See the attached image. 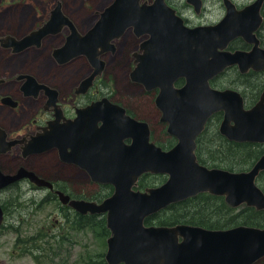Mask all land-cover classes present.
<instances>
[{
  "label": "water",
  "instance_id": "water-1",
  "mask_svg": "<svg viewBox=\"0 0 264 264\" xmlns=\"http://www.w3.org/2000/svg\"><path fill=\"white\" fill-rule=\"evenodd\" d=\"M188 1L196 6L201 4V0ZM224 2L228 12L220 23L191 29L184 26L182 18L166 0L152 3L114 0L99 12L100 18L86 34L78 31L58 2L50 19L38 29L21 38L12 34L0 37L2 47L19 53L40 47L47 36L69 28L66 42L54 49L53 55L62 64L86 56L94 67L92 74L83 80L89 86L105 69L101 56L115 50L114 40L132 27L138 36L150 35L142 42L143 53H135L137 65L131 77L147 89L160 88L156 101L162 111V121L168 123V132L178 138V143L170 150L152 144L149 124L132 119L120 108L123 119L118 132L121 135H114L116 127L107 117L106 128L103 126L100 131L106 138L118 137L122 141L132 138V144L107 150L106 169H89L95 181L114 186L113 194L98 203L72 199L57 191L62 204L81 215H106L111 232L105 255L108 264H255L264 257V227L239 225L213 230L183 223L172 226L145 223L149 216L170 205L205 192L224 196L232 207L248 204L264 209V191L256 182L264 171V155L249 170L230 171L200 164L195 152L196 138L205 129L209 117L220 110L225 111L221 125L225 137L264 142V94L255 107L247 110L238 91H220L210 86V80L231 65L238 64L243 73L251 68L264 69V49L255 34L262 23L260 9L264 0H257L243 10H237L230 0ZM238 36L253 43L252 50H225L229 41ZM25 77L22 89L27 96H38L45 89L51 96L50 104L58 102V90L38 83L32 75H20L18 79ZM181 77L186 78V84L176 88L174 82ZM3 81L0 78V83ZM2 102L17 105L11 97L3 98ZM67 124L58 127L57 121L49 122L42 132L23 145V155L60 148L66 158L72 146L69 126L72 123ZM7 138V131L0 127V154L24 141ZM148 172L166 174L168 179L160 186L136 190L139 178ZM26 178L40 188L54 189L51 181L26 167L19 168L15 174L4 173L0 167V191ZM4 217L0 202V227Z\"/></svg>",
  "mask_w": 264,
  "mask_h": 264
},
{
  "label": "rangeland",
  "instance_id": "rangeland-1",
  "mask_svg": "<svg viewBox=\"0 0 264 264\" xmlns=\"http://www.w3.org/2000/svg\"><path fill=\"white\" fill-rule=\"evenodd\" d=\"M58 1L62 2L63 11L74 21L80 32L85 33L98 20L99 12L114 0H0V34L21 36L37 29L49 19L51 10ZM178 1L195 22L206 20L215 23L224 14L222 0H205L207 10L203 17H194L185 1ZM239 1L243 4L250 0ZM68 34L69 29L66 28L58 35L48 38L43 49H32L18 55L0 48V77L7 80L0 86V125L11 134L19 131L23 134L24 131L34 130L35 124L41 123L44 111L42 99L24 97L19 90L18 81L15 80L17 75L32 73L37 78L57 86L63 97H70L74 84L92 72L86 57L77 58L65 65V68L55 62L52 50L62 45ZM116 43L119 51L116 56L107 55L105 58L108 69L100 80L106 82V92L117 93L128 102H150L153 96L146 94L140 85L132 83L129 77V56L137 47L136 37L129 31ZM227 79V77L221 79L224 84H221L220 80L216 81L217 86H228ZM229 79H232V84L240 87L242 91L252 93L260 88L264 75L241 79L231 72ZM3 93L20 100V107L12 109L4 105L1 101ZM152 123L156 127L158 119H152ZM163 129L164 126L160 123L159 132L156 134L161 135ZM215 130L216 128L211 125L210 134L213 135ZM208 137L215 142L203 147L202 153L205 158L212 161L214 156L217 163L249 161L237 164L233 167L234 171L250 169L258 155L264 154V148L259 150L262 147H252L245 149L246 152L237 148L233 155L225 156L223 150L227 144L224 142L221 144L219 138ZM163 141L166 142L165 137ZM218 149L222 152L217 153ZM20 154L14 149L9 154L0 155L2 170L11 173L19 166H25L53 179L61 176L69 184L68 188L71 191L89 199L101 201L105 195L107 197L113 193L111 187L87 185L81 176L76 175V170H63L54 154L32 156L25 160ZM165 180L166 176L162 174L147 175L140 182L144 187H151ZM258 184L264 190V172L258 177ZM53 194L55 195L49 189L38 188L28 181L0 192V202L6 212L0 229V264H108L105 255L108 249L107 239L111 232L107 227L106 215L81 216L72 208L63 205ZM222 200H214L207 206H203L201 201L190 202L188 206L191 213L198 209V214L201 212L204 216L211 217L213 221L219 220L220 225L226 224L225 228L248 224L253 215L247 210L246 205L232 208L224 199ZM222 202L230 208H222ZM172 217L173 211L167 209L148 218L146 224L164 225L169 223ZM256 264H264V258Z\"/></svg>",
  "mask_w": 264,
  "mask_h": 264
},
{
  "label": "flooded vegetation",
  "instance_id": "flooded-vegetation-1",
  "mask_svg": "<svg viewBox=\"0 0 264 264\" xmlns=\"http://www.w3.org/2000/svg\"><path fill=\"white\" fill-rule=\"evenodd\" d=\"M185 1V5L189 7V9L192 11V14L194 17H203L206 13V2L205 0H202V6L200 8V11H197L196 8L188 3L187 0ZM255 0H250L247 3H241L239 0H233V2L236 4V7L238 9H243L245 6L248 4H253ZM168 5L173 7L178 15L182 16L184 19V23L189 26V27H197L199 25H207V24H213V22H207L206 20H199V21H193V17L189 16L185 11L183 6L181 5V2L178 0H167ZM223 10L224 14L223 16L217 21L219 22L224 18L226 15L227 9L226 6L224 5L223 1ZM261 15L263 17V22L259 29L256 32V37L259 40V46L261 48H264V3L261 9ZM132 32L134 36L137 39V47L135 48L134 51L131 52L129 56V77L132 81V83L138 84L141 86L142 90L146 94L152 95V99L148 103H141V102H128L126 101L125 98L120 97L117 95V93L113 92H106V82H101V78L106 75L107 69H108V62L105 60L107 55H112L116 56L118 51H119V46L117 45V41L127 35L128 32ZM122 37L119 39H116L115 42V50L114 51H109L105 54L102 55V59L105 61V69L102 73V76L99 77L96 81H94L91 85L85 86L83 84V77L79 82L74 84L73 90L71 92L70 97H63L62 92L58 89L57 86L54 84L47 82L45 80H40L38 79L41 83H44L52 88H55L59 91V96H58V102L56 104H48V102L51 99V96L49 93H47L45 90L40 91L37 97H28L24 96L26 98H34V99H42L43 100V112H42V118H41V123H36L35 121V129L32 130L31 132L24 131L23 134H20V131L16 134H11L12 136L9 135V138L11 139H23L24 138V143L28 142L31 139V135L36 134L37 132H42L43 128L48 125L49 122L52 121H57L58 122V127H63L66 125L68 122L72 121V124L69 125L72 128V138L70 139L71 141V147L68 148V153L67 157L64 158V155L62 154L60 148H55L49 151H46L41 154L37 155H31L28 157H24L22 155V145H18L15 148L21 153V157L25 160L27 158H30L32 156H45L48 154H54L56 155V160L58 165L64 170V169H73L76 170V175L81 176V179L84 180V183H87V185H100V186H107L111 187L114 189L113 185L110 183L106 182H98L95 181L93 178L92 173L90 172L91 167L95 168H102L106 169V159L109 157L107 150L111 149H117V147H120L121 144H124L125 146H130L133 142L132 138H125L123 141L118 138V137H111V138H106V134L104 136L103 132H101V127L105 126L106 128V117L110 120H113L112 125L116 127L113 132L115 136L121 135V132H118V128L121 125V119H123V116L121 114V109L124 108L126 115L130 116L133 119H136L138 121H145L149 124L150 128V142L156 146H160L165 150H169L173 148L177 143L178 139L172 135L169 134L167 131V123L163 122L161 120L162 117V112L159 106L157 105L156 98L158 97L160 93V88L155 87L152 89H147L146 86L140 82H135L133 81L131 77V73L133 72L135 66H136V57L134 56V53H141V50L139 49L141 46V42L143 40V36H138L132 29L128 30ZM4 35V34H0ZM55 36V35H51ZM51 36L47 37L42 45L40 47H31L26 51L32 50V49H43L45 46V41L50 38ZM254 44L249 43L246 41V39L242 36L235 37L231 39L228 43V46L226 47V50L235 52L237 50H244V51H249L253 48ZM0 48L6 52H10L11 54H15L11 49H6L0 45ZM25 51V52H26ZM24 53V52H23ZM21 54V53H20ZM81 58V57H79ZM85 58V57H82ZM77 58L65 63V64H58L59 66H63L65 68V65L73 62ZM86 59V58H85ZM91 65V64H90ZM91 68L93 70V66L91 65ZM233 72L235 73L236 77H240L241 79L249 78L252 76H257V75H264V69L260 71H256L254 69H250L249 71L242 73L240 71V68L238 65L230 66L227 68L224 72L221 74L217 75L214 77L211 81V84L215 88L219 89H235L241 92V94L244 97L246 108H251L254 106L259 99L261 98L262 94L264 93V81L262 82L260 88L257 91H253L252 93H248L245 90L242 91L240 87H236L234 84H232V79H229L230 73ZM22 74H30L29 72H25ZM223 77H227L228 79V86H217L216 81L220 80L221 84H224V82L221 81ZM19 83V90H21V85L23 84V81L17 80ZM7 80L2 82L1 84L6 83ZM239 81H237L238 83ZM186 84V78L181 77L177 79L174 83V86L177 88H181ZM105 89V90H104ZM23 93V92H22ZM2 95L8 96L7 93H3ZM15 100L18 102V106L20 107V100L16 99L13 97ZM12 109H15L11 107ZM224 117V112H216L213 114V116L210 118L208 121L207 127L202 132V134L197 138V152L199 151L200 147H206V144L214 143L215 140L208 137H216L219 138L220 143L222 144L223 142L227 144V146H235L234 151L239 147L237 145H243L246 147H255L262 145L264 146V143H254V142H238V141H233L225 137L220 129L222 119ZM158 119V124L155 125L152 123V119ZM164 126V129L161 130V135H157L156 133L159 132V124ZM211 125L216 128L215 132L213 135L210 134V128ZM68 126V124H67ZM33 127V128H34ZM31 128V129H33ZM30 129V130H31ZM70 130V129H69ZM97 130V131H96ZM68 131V130H67ZM96 131V133H95ZM101 132V133H100ZM11 133V132H10ZM116 133V134H115ZM26 137V138H25ZM166 138V142L163 141V138ZM68 141V140H67ZM235 143L236 145H231ZM225 145V144H224ZM253 145V146H252ZM107 147V149H106ZM222 149V148H221ZM71 152V153H70ZM73 158L72 161L67 160ZM21 167V166H19ZM18 167V168H19ZM17 168V169H18ZM28 168V167H26ZM16 169V170H17ZM29 169V168H28ZM32 170V169H30ZM35 171V170H33ZM15 172V171H14ZM11 172V173H14ZM40 177H43L49 181H51L54 185V189L50 190L51 193L55 192V195L58 197L56 194V191H62L65 192L66 194L70 195L71 198H76V199H86V200H92V201H97L101 202L99 200H94V199H89L82 197L78 194H75L74 191H71L68 186L69 184L64 181L63 177H58L57 179H53L47 175L40 174L39 172L35 171ZM27 180V179H26ZM29 181V180H27ZM141 181V180H140ZM141 184V182H139ZM148 188V187H146ZM208 195H212L209 193H206ZM54 195V194H53ZM54 195V196H55ZM106 198V195H105ZM104 198V199H105ZM247 206V210L250 211L253 209L252 206H249L248 204H245ZM252 214V212H250ZM253 215V214H252Z\"/></svg>",
  "mask_w": 264,
  "mask_h": 264
},
{
  "label": "trees",
  "instance_id": "trees-1",
  "mask_svg": "<svg viewBox=\"0 0 264 264\" xmlns=\"http://www.w3.org/2000/svg\"><path fill=\"white\" fill-rule=\"evenodd\" d=\"M231 145H236V144L233 143ZM237 146H239L238 150L240 148L244 149L242 151H245V149H247V148H252V147L243 146L241 144L237 145ZM234 148H235V146L234 147L233 146H227L225 148V150H223V153L225 154V156H227V154L233 155V153L235 152ZM263 148L264 147H262L259 150H262ZM202 149H203V146L200 147V149L198 151V155H199L200 161L202 163H204V164H207V165L208 164H212L213 166H218V167L221 166V167H227L229 169H233V167H235L237 164L241 165V163L249 162V161H244V162L217 163V161L214 158V156H212V158H213L212 161L207 159V158H205V156L202 153ZM210 152L213 153V151H210ZM216 152L219 153V152H222V151H221V149H218V150H216ZM260 154H262V153H260ZM260 154L258 155V157L260 156ZM49 196H51V195H49ZM219 199H221V201H223L221 197H215V196L208 195V194H202V195H199L196 198L189 199V200L177 203V204H173L169 208H167V209L173 211V217H172V219L170 220L169 223H166L164 225H175V224H178V223H187V224L200 225V226H204V227H207V228H213V229L225 228L226 224L225 225H220L219 220L213 221L211 217L204 216L201 212H200L201 214L200 213L198 214L197 213V212H199V211H197L198 209L196 210V212L191 213V211L189 210L190 208L188 206V204L190 202H198V201H201L203 206H207V205L211 204L214 200H219ZM221 205H222V208H224V209H229L230 208V207H227L225 205V203H223V202H222ZM164 211H166V210H164ZM250 212H252L253 216L251 217V219H250V221L248 222L247 225L264 227V210L263 211H258V210H255L253 208L252 210H250ZM150 222L151 221H149V223Z\"/></svg>",
  "mask_w": 264,
  "mask_h": 264
}]
</instances>
